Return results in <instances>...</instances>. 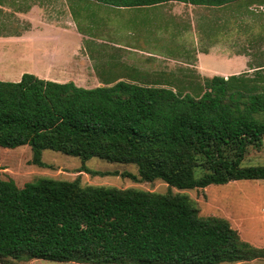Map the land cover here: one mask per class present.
Instances as JSON below:
<instances>
[{"label":"trees","instance_id":"1","mask_svg":"<svg viewBox=\"0 0 264 264\" xmlns=\"http://www.w3.org/2000/svg\"><path fill=\"white\" fill-rule=\"evenodd\" d=\"M115 7L171 0H86ZM224 4L231 0H176ZM84 87L25 72L0 79V146L29 145L87 160L134 163V180L178 189L264 180L245 165L264 146V65L172 87L106 78ZM264 256L220 215L203 216L185 193L83 185L40 177L19 186L0 172V262L48 259L98 264H221Z\"/></svg>","mask_w":264,"mask_h":264},{"label":"rangeland","instance_id":"2","mask_svg":"<svg viewBox=\"0 0 264 264\" xmlns=\"http://www.w3.org/2000/svg\"><path fill=\"white\" fill-rule=\"evenodd\" d=\"M256 2L260 4L264 3V0H257ZM241 3L243 7H247L246 0H242ZM169 6L157 4L123 9L106 7L98 9L95 21H81L84 26L92 28V32H86L88 38L83 49L74 53L77 54V59H84L86 62L84 67L75 71L76 79H80V82L84 84L98 85L97 76L101 72L104 73L105 77L112 78L119 71L130 68L122 63L118 65V57L114 56V60L110 57L112 55L121 56L123 52H128L125 47L127 45L137 49L139 53L140 51L143 53H160L164 56L166 63L170 64L174 59L176 61L182 60L181 58L189 59V56L196 49H202L209 44L203 39L200 42L194 41L195 36H192L190 40L192 33L185 35L184 30H182L184 27L178 24L179 17L172 16V13L168 11ZM256 8L259 10L260 6ZM51 10L52 2L47 8V13L50 16H52ZM258 14H262V16ZM263 14L264 12H260L257 13L258 16L253 18H243L241 25L242 51L251 54V57H255V59L264 53ZM225 27L227 41H222L220 44H228L232 47L233 26L227 22ZM12 28V25L0 24V33ZM184 36L187 40L184 39ZM199 38L202 37L199 36ZM2 48L0 47V70L3 72L9 71L11 67L21 69L38 63H62L66 62L67 59V56L63 58L55 50L52 51L50 58L41 56L40 52H45L46 47L30 42H27L24 48H9L5 54L2 53ZM184 52H187V56H183ZM168 58H172V60ZM142 66L147 67V65ZM174 67L176 66L171 67V69H176ZM75 68L77 70V67ZM250 73L252 74L253 70ZM31 159L32 149L29 145H22L17 148L0 146V172L3 177L14 178L19 186L40 177L63 180L79 178L83 185L134 187L159 193H185L198 206L201 215H220L228 219L232 226L239 231L243 240L264 249V180L241 179L224 185L211 184L205 188L178 189L161 179L142 181L134 180L131 176L125 175L124 173L138 175V167L134 163L112 162L96 156L83 160L51 149L43 151L45 167L34 164ZM244 163L245 165H264V146L261 149L251 147ZM0 264L3 263L0 262ZM10 264L98 263L62 262L34 258L16 259L10 261ZM221 264H264V256Z\"/></svg>","mask_w":264,"mask_h":264},{"label":"crops","instance_id":"3","mask_svg":"<svg viewBox=\"0 0 264 264\" xmlns=\"http://www.w3.org/2000/svg\"><path fill=\"white\" fill-rule=\"evenodd\" d=\"M246 1L247 7H243L242 0H231L224 4H194L176 0L160 3L170 5L168 11L172 16L179 17L178 24L184 27L182 30L185 35L192 33L190 40L195 36L194 41L200 42L203 39L209 44L202 49H196L189 59L181 58L182 60L179 61L174 59L170 64L166 63L160 53L142 51L139 53L137 49L127 45L125 47L128 52H123L121 56L110 57L112 60L114 56L118 57V65L122 63L130 68L119 71L112 79H132L148 83L149 86H168L158 83L171 82L172 87L182 84L189 87L188 83L199 81L202 77L215 75L228 77L245 71L251 72L258 65H264V53L255 59L251 54L242 51L243 18L262 16L257 13L264 12V3L258 4L257 0H250V3L249 0ZM50 2H52V16L47 13ZM257 6H260L259 10ZM106 7L115 6L86 0H0V24L13 26L12 29L0 33V47H3V54L8 52L9 48H24V45L30 42L34 45H44L47 50L41 51L40 55L46 58L51 57L53 50L63 58L67 56L66 62L62 63H38L21 69L11 67L7 72L0 70V79L19 81L25 72H30L60 82L76 81L77 85L84 87L103 85L99 76H97L98 85L84 84L80 79H76L75 71L84 67L86 62L84 59H77V54L74 53L83 49L88 38L86 32H92V28L84 26L81 21H95L98 9ZM227 22L233 26L232 47L228 44H220L222 41H227L225 33ZM184 39L187 40L185 36ZM183 56H187V52H184ZM168 59L172 60V58ZM142 65L147 67L144 68ZM173 66H176L174 67L176 69H171Z\"/></svg>","mask_w":264,"mask_h":264}]
</instances>
